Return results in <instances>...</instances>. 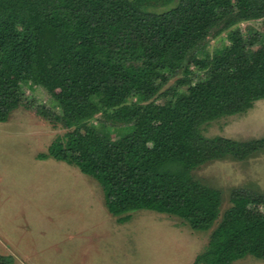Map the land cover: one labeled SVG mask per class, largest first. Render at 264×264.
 Instances as JSON below:
<instances>
[{
    "label": "trees",
    "instance_id": "1",
    "mask_svg": "<svg viewBox=\"0 0 264 264\" xmlns=\"http://www.w3.org/2000/svg\"><path fill=\"white\" fill-rule=\"evenodd\" d=\"M261 18L264 0H0V121L23 106L66 128L38 157L97 179L119 221L150 209L210 230L196 264L264 259V192L234 187L222 211V190L193 174L264 151V136L202 132L264 98V39L240 27ZM28 85L55 106L28 99Z\"/></svg>",
    "mask_w": 264,
    "mask_h": 264
},
{
    "label": "rangeland",
    "instance_id": "2",
    "mask_svg": "<svg viewBox=\"0 0 264 264\" xmlns=\"http://www.w3.org/2000/svg\"><path fill=\"white\" fill-rule=\"evenodd\" d=\"M240 27L247 36L256 32L264 39V18ZM226 33L210 40L211 52L226 42ZM174 84L175 78L164 89ZM25 90L28 99L55 106L42 86ZM100 117L89 123L96 125ZM66 131L23 106L0 121V253L16 264H196L210 230L193 229L176 215L150 209L132 211L128 220L119 221L108 211L97 179L72 163L38 157ZM202 132L237 140L263 137L264 98L244 112L204 124ZM193 174L222 190L224 211L234 187L264 192V151L245 159H214ZM233 264H264V259L248 255Z\"/></svg>",
    "mask_w": 264,
    "mask_h": 264
}]
</instances>
